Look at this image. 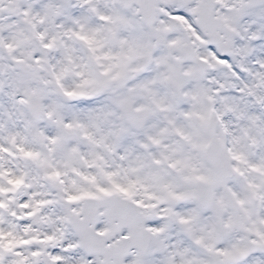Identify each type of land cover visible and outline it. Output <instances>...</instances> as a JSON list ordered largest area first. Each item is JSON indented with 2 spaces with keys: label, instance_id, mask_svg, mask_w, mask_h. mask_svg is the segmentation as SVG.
<instances>
[{
  "label": "snow or ice",
  "instance_id": "6c2138e0",
  "mask_svg": "<svg viewBox=\"0 0 264 264\" xmlns=\"http://www.w3.org/2000/svg\"><path fill=\"white\" fill-rule=\"evenodd\" d=\"M0 264H264V0H0Z\"/></svg>",
  "mask_w": 264,
  "mask_h": 264
}]
</instances>
